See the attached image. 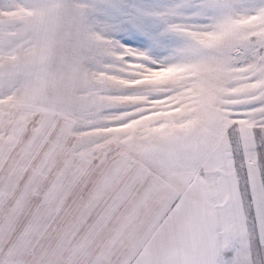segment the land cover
I'll return each instance as SVG.
<instances>
[{
    "label": "snow or ice",
    "instance_id": "snow-or-ice-1",
    "mask_svg": "<svg viewBox=\"0 0 264 264\" xmlns=\"http://www.w3.org/2000/svg\"><path fill=\"white\" fill-rule=\"evenodd\" d=\"M0 264H264V0H0Z\"/></svg>",
    "mask_w": 264,
    "mask_h": 264
}]
</instances>
